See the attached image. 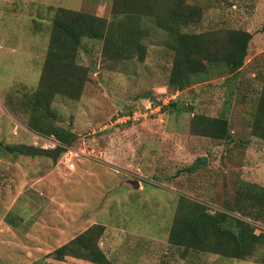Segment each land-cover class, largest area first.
Listing matches in <instances>:
<instances>
[{
    "label": "rangeland",
    "instance_id": "1",
    "mask_svg": "<svg viewBox=\"0 0 264 264\" xmlns=\"http://www.w3.org/2000/svg\"><path fill=\"white\" fill-rule=\"evenodd\" d=\"M193 2L202 4L203 13L186 30L231 27L253 32L233 97L229 99L222 76L183 90L168 84L167 34L152 20L144 23L148 28L144 49L129 58L110 59L103 52L104 40L84 38L75 59L86 69L82 87L75 92L55 88L49 105L50 120L77 134L75 142L66 146L55 135H43L27 124L28 106L35 107L33 101L26 104L40 81L55 8L110 19L111 1L0 0L1 180L6 185L15 174L16 185L20 177L28 182L12 183L10 195L4 190L1 195L3 199L10 196L20 214L22 207L29 209L24 199L33 198L36 206L42 205L44 222L35 225V232L44 241L42 246L41 239L34 238V264L47 250L49 264H97L51 255L95 223L105 225L99 244L112 264H264V246L247 259H236L209 252L185 253L168 241L180 196L204 201L214 212L233 197L238 179L264 185V139L251 128L263 87L264 0ZM170 101L178 107L163 110L162 104ZM222 113L231 122L230 138L193 131L196 114ZM19 143L65 148L54 160L8 149ZM203 156L207 161H201ZM255 225L256 232L264 230L263 222Z\"/></svg>",
    "mask_w": 264,
    "mask_h": 264
},
{
    "label": "trees",
    "instance_id": "2",
    "mask_svg": "<svg viewBox=\"0 0 264 264\" xmlns=\"http://www.w3.org/2000/svg\"><path fill=\"white\" fill-rule=\"evenodd\" d=\"M112 17L56 6L52 20L50 45L36 91L29 93L27 124L43 135H55L64 145L71 146L77 134L71 128L50 120L49 111L55 88L75 92L82 87L86 69L75 62L84 38L104 40L103 52L110 59L129 58L140 52L148 28L146 20L164 30L166 51L171 59L168 84L183 90L195 83L224 77L229 99L234 95L235 78L244 68L253 32L227 27L218 30L190 31L186 27L201 19L202 4L193 0H110ZM50 6V5H49ZM57 93V92H56ZM46 113H38L39 108ZM39 111H38V109ZM178 103L162 104L172 111ZM47 108V109H46ZM38 113V114H35ZM252 132L264 139V77L263 87L255 105ZM194 132L218 139L232 135L226 113L218 116L196 114L192 119ZM190 170L192 167L189 168ZM256 221L264 223V185L245 179L235 183L233 197L226 198L219 208L210 211L201 200L180 196L170 227L168 241L183 252H209L236 259L253 256L264 246V230L256 232ZM105 225L95 223L71 240L55 248L51 255L64 260L67 255L97 264H112L100 246Z\"/></svg>",
    "mask_w": 264,
    "mask_h": 264
},
{
    "label": "crops",
    "instance_id": "3",
    "mask_svg": "<svg viewBox=\"0 0 264 264\" xmlns=\"http://www.w3.org/2000/svg\"><path fill=\"white\" fill-rule=\"evenodd\" d=\"M2 173L0 172V264H34L35 263V236H38L41 245L44 239L40 237L39 233L35 232V225L43 223L44 214L40 210V206H36V201L33 198L24 199L26 207H22L21 214L18 212L17 205L11 202L10 196L3 199L1 192L4 190L10 195L13 190L11 187L13 181L16 179L15 174L10 176V181L5 185L1 180ZM17 185L28 183L26 177H20L16 180ZM27 185V184H26ZM33 185L30 184L29 187ZM17 203V202H16ZM16 206V207H15ZM38 207V208H37ZM35 208V209H34ZM37 208V209H36ZM24 222L25 224H18L16 222ZM46 236L45 234L42 235ZM45 238V237H44ZM43 246V245H42ZM43 251V250H42ZM49 250L42 255L39 264H49Z\"/></svg>",
    "mask_w": 264,
    "mask_h": 264
},
{
    "label": "water",
    "instance_id": "4",
    "mask_svg": "<svg viewBox=\"0 0 264 264\" xmlns=\"http://www.w3.org/2000/svg\"><path fill=\"white\" fill-rule=\"evenodd\" d=\"M64 145H57L56 147L49 148L44 146H39L36 144H24L19 143L13 146H10L8 149L10 151H17L24 155H44L51 157L52 159L56 160L60 156L61 152L64 150ZM201 161H207V157L203 156ZM138 185V181L136 182Z\"/></svg>",
    "mask_w": 264,
    "mask_h": 264
}]
</instances>
